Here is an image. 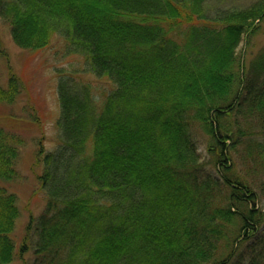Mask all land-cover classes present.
<instances>
[{
	"label": "trees",
	"instance_id": "1",
	"mask_svg": "<svg viewBox=\"0 0 264 264\" xmlns=\"http://www.w3.org/2000/svg\"><path fill=\"white\" fill-rule=\"evenodd\" d=\"M207 1L0 0L19 48L59 37L84 63L59 71L55 148L37 153L46 206L18 248V196L0 184V264H264V177L254 189L230 157L264 175V47L237 52L264 0L215 15ZM22 91L9 67L0 103ZM24 145L0 125V182L20 177Z\"/></svg>",
	"mask_w": 264,
	"mask_h": 264
},
{
	"label": "rangeland",
	"instance_id": "2",
	"mask_svg": "<svg viewBox=\"0 0 264 264\" xmlns=\"http://www.w3.org/2000/svg\"><path fill=\"white\" fill-rule=\"evenodd\" d=\"M256 1L208 0L205 8L210 15H215L217 11L223 9L246 8ZM0 41L8 53L7 58L0 55L1 84L3 86L7 84L9 67L23 82V91L16 102L13 104L0 103V125L14 130L25 141L17 162L20 177L12 182H0L1 185L18 196L21 216L17 220L15 230L12 233L18 248L30 216L40 215L46 206V198L39 179L43 167L37 161V153L42 147L45 152L52 151L55 148L57 129L55 124L59 114L57 93L59 71L61 70L62 73L71 72L72 70L81 71L84 68V63L80 56L64 54V43L59 37H55L51 46L46 49L32 51L19 48L11 37L10 25L1 19ZM262 47H264V25L253 36L250 45L246 47L244 43L239 45L237 49L238 56L239 58L240 56L243 57L244 63L247 64ZM85 76L93 86L104 87V89L109 87L106 82L99 81L91 75L85 74ZM201 152L203 156L207 154L205 148ZM239 156L241 157V154L231 151L230 157L235 165L236 173L240 177L249 178L247 181L254 183L253 188L257 189L264 175L249 173ZM259 205L262 204L259 203ZM261 211H264V208ZM240 224L242 226V223ZM240 226L234 229L231 237L229 236V245L226 242L227 250L222 256L228 254L233 247V242L241 234ZM11 264H20V260L16 259Z\"/></svg>",
	"mask_w": 264,
	"mask_h": 264
}]
</instances>
